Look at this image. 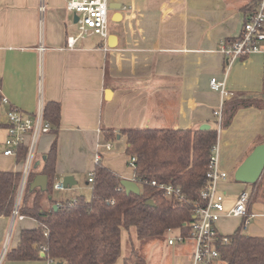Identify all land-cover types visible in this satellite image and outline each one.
Wrapping results in <instances>:
<instances>
[{
  "label": "crops",
  "instance_id": "0c3cea01",
  "mask_svg": "<svg viewBox=\"0 0 264 264\" xmlns=\"http://www.w3.org/2000/svg\"><path fill=\"white\" fill-rule=\"evenodd\" d=\"M107 1L120 8L110 10L113 23L108 38H114V46L107 42L104 49L95 36L79 38L67 47V38L77 34L75 16L66 9L68 0H0V147L7 136L3 122L9 107L32 115L48 101L58 102L54 179L56 184L67 176L73 178L72 200L82 182L90 185L87 180L96 156L122 180H133L125 167V138L117 136L107 142L103 129L115 134L144 127L199 129L208 125L214 129L217 119L213 113L222 98L210 88L211 79L225 80L231 97L242 92L259 94L263 89L261 53L234 60L227 74L220 53L222 42L240 35L258 0ZM53 138L50 133L39 137L30 172L41 170ZM263 143L264 110L240 109L229 127L220 130L218 168L228 178L218 184V191L226 208L249 190L250 185L235 181L234 173ZM18 165L23 162L16 163L15 157L4 156L2 151L0 171L22 173ZM20 187L21 181L18 192ZM261 202L250 208L257 223L243 231L248 236L264 237ZM36 226L31 218L0 217V264H47L43 259L5 258L16 248L20 232ZM189 241V246L175 248L173 264H191L194 243ZM127 257L121 253L114 264H123Z\"/></svg>",
  "mask_w": 264,
  "mask_h": 264
},
{
  "label": "trees",
  "instance_id": "16d2710c",
  "mask_svg": "<svg viewBox=\"0 0 264 264\" xmlns=\"http://www.w3.org/2000/svg\"><path fill=\"white\" fill-rule=\"evenodd\" d=\"M264 110L263 89L259 94L242 92L223 101L220 130L231 124L240 109ZM43 121L54 136L43 156L38 173L29 172L18 207V215L33 219L37 226L22 230L15 249L6 253L9 261L46 260L55 264H114L121 254V233L134 229L137 241L156 239L176 231L183 239L190 235L196 221V207L204 204L200 192L206 186V173L212 148L218 137L216 129H123L116 134L103 129L105 141L117 136L126 140V156L134 158L133 178L140 193H126L122 179L98 161L92 171L89 200L77 196L58 202L54 190L57 133L60 125V104L48 101L43 106ZM27 149L20 146L16 163L24 162ZM129 165V161H128ZM37 175L47 178V188L30 189ZM21 172L0 171V217L12 216ZM170 185L179 189L184 198L172 202L162 191L151 185ZM248 213L254 203L264 200V172L249 186ZM151 201L152 205L147 202ZM53 206H57L54 210ZM246 220L216 249L225 264H264V237H251L243 232ZM222 236V235H221ZM44 249V250H42ZM44 257H41V255ZM146 264L138 250L132 248L123 264Z\"/></svg>",
  "mask_w": 264,
  "mask_h": 264
},
{
  "label": "built area",
  "instance_id": "2783aa9c",
  "mask_svg": "<svg viewBox=\"0 0 264 264\" xmlns=\"http://www.w3.org/2000/svg\"><path fill=\"white\" fill-rule=\"evenodd\" d=\"M67 11L77 17L75 23L77 34L75 37L67 38V47L71 48L76 40L83 37H98L104 49H107V40L109 37V8L107 0H68L66 5ZM40 14L44 12V7H40ZM39 48V52H42ZM220 53L225 60V73L227 74L231 63L236 59L246 58L252 54L261 53L264 57V0H258L257 7L252 15L245 21L242 26L240 35L230 41L220 44ZM264 67V62H263ZM210 88L221 94V104L218 110L213 114L217 119L218 129L220 131L221 110L223 101L229 99L231 95L225 90V80L219 81L215 78L210 80ZM3 104H7L5 98ZM43 111V108H42ZM42 111L39 109L32 115L25 114L21 110L9 107L4 114V125L7 130V136L4 141V156H16L17 149L24 146L27 149L26 158L23 162L21 187L18 193V199L15 202L12 218L22 219L18 215L20 196L26 184L27 176L30 172L31 165L37 146L38 139L41 135L50 130L49 124L45 123L42 118ZM109 149L110 145L107 144ZM218 144L212 148L211 156L206 173V186L200 192V197L204 204L196 207V221L192 226L190 235L187 237L194 243L191 257V264H225L219 256L216 249L217 243H226L228 238L221 236L216 229L217 222L222 218L233 217L246 220L251 216L248 213V204L250 191H242L230 208H226L225 198L218 191V184L228 178V174L218 168ZM96 163L99 156L95 158ZM134 158L129 159V166L132 168ZM93 176L89 174L88 183H92ZM134 181V178L133 180ZM135 182V181H134ZM151 185L162 191L163 196L172 202L183 201V194L179 189L170 185L159 184L155 181ZM54 191H63L62 183L54 184ZM185 238V239H187ZM183 238L178 237L177 241L183 242ZM168 244H173L172 240ZM44 250V249H42ZM47 264H55L47 261Z\"/></svg>",
  "mask_w": 264,
  "mask_h": 264
},
{
  "label": "rangeland",
  "instance_id": "374dc122",
  "mask_svg": "<svg viewBox=\"0 0 264 264\" xmlns=\"http://www.w3.org/2000/svg\"><path fill=\"white\" fill-rule=\"evenodd\" d=\"M110 14L111 11L109 10V24H112L113 22L110 20ZM214 129L218 131V134H220V131L218 129V124L213 126ZM2 140H0V143ZM5 148L3 146L0 147V154L2 151H4ZM37 154L39 156L43 155L41 154L40 150H37ZM37 156V155H36ZM125 161H129V158L125 156ZM19 169L22 171L23 166L18 165ZM127 170H129L128 175L133 176V169L129 166H125ZM55 183V179H54ZM83 184L80 185V189H77V192L74 195L83 196L85 199L90 198L91 194V185H85V182H82ZM19 193V192H18ZM71 189H64L61 192L54 191L52 192V198L54 200H72L71 198ZM22 196V194H21ZM20 196V200H21ZM75 197V196H74ZM73 197V198H74ZM18 199V194L16 201ZM262 206L264 207V200L261 202ZM242 219H220L216 224L217 232L222 236H228L230 235L234 230H236L241 225ZM257 223V220L254 218H249L248 222L243 226V231L245 232L246 229L254 226ZM13 231V230H12ZM178 239V233L176 231H169L166 232L163 236L156 238V239H148L144 241H137L134 229H130V231H122L121 233V253L123 256L130 255L131 249H137L139 255L144 258L146 264H173L174 263V255H176L173 251L177 247L182 246H189L191 244V241L189 239H184V243H181L177 241ZM173 241V246L168 245V241ZM181 253H179L180 255ZM131 263L134 262L133 259L130 261Z\"/></svg>",
  "mask_w": 264,
  "mask_h": 264
},
{
  "label": "water",
  "instance_id": "95a60500",
  "mask_svg": "<svg viewBox=\"0 0 264 264\" xmlns=\"http://www.w3.org/2000/svg\"><path fill=\"white\" fill-rule=\"evenodd\" d=\"M109 10H119V5L109 4ZM114 19V18H113ZM74 22H77V17H74ZM113 37L108 38V46L113 47ZM200 130H208V125H202ZM264 172V143L256 146L253 151L247 156V158L242 162V164L237 168L234 173V179L237 182L253 185L255 184L261 177ZM75 181L71 176H67L62 180V185L64 189L71 188L75 185ZM121 186L125 190L126 193H133L138 195L140 193L139 186L132 180H122ZM40 189L41 191H45L47 188V178L43 175H37L34 177L32 182L30 183V189ZM148 205H152L151 201L147 202ZM54 210L57 209V206H53ZM41 257H44L42 254Z\"/></svg>",
  "mask_w": 264,
  "mask_h": 264
}]
</instances>
